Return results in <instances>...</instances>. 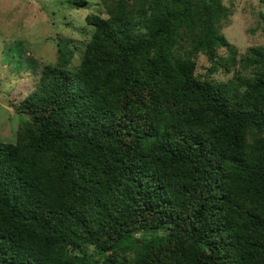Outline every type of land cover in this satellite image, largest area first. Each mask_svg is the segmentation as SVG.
<instances>
[{"label": "trees", "instance_id": "1", "mask_svg": "<svg viewBox=\"0 0 264 264\" xmlns=\"http://www.w3.org/2000/svg\"><path fill=\"white\" fill-rule=\"evenodd\" d=\"M98 5L8 103L0 264H264V46L224 0Z\"/></svg>", "mask_w": 264, "mask_h": 264}, {"label": "rangeland", "instance_id": "2", "mask_svg": "<svg viewBox=\"0 0 264 264\" xmlns=\"http://www.w3.org/2000/svg\"><path fill=\"white\" fill-rule=\"evenodd\" d=\"M68 1L0 0V140L3 142H14L18 125L26 118L15 114L8 103H18L32 92L31 82L34 86L39 67L27 66L30 59L54 63L59 41H71L72 47L88 40L85 17L101 13L99 0H88L86 7L78 9L70 7ZM224 4L231 10V16L222 33L239 55L243 56L250 48L263 47L264 4L260 0H224ZM103 13L101 16L105 17ZM74 53L73 66L78 59L77 52ZM206 65L200 57L198 71L203 74ZM213 78L225 80L228 76L216 74Z\"/></svg>", "mask_w": 264, "mask_h": 264}, {"label": "water", "instance_id": "3", "mask_svg": "<svg viewBox=\"0 0 264 264\" xmlns=\"http://www.w3.org/2000/svg\"><path fill=\"white\" fill-rule=\"evenodd\" d=\"M137 243H140V240L139 239H137Z\"/></svg>", "mask_w": 264, "mask_h": 264}]
</instances>
